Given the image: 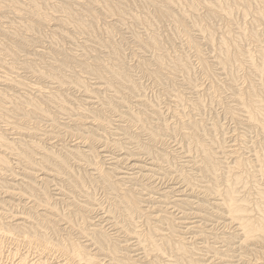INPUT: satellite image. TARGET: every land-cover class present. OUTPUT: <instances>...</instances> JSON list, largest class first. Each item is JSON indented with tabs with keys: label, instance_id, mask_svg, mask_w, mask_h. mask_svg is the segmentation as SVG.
Instances as JSON below:
<instances>
[{
	"label": "rangeland",
	"instance_id": "1",
	"mask_svg": "<svg viewBox=\"0 0 264 264\" xmlns=\"http://www.w3.org/2000/svg\"><path fill=\"white\" fill-rule=\"evenodd\" d=\"M31 1L32 3L35 1L36 5L33 4L36 7L30 4V0H0V92L2 93L0 94V132L10 142H14V148L17 150V152L14 149L5 151L4 148L0 151V155H4L10 162L6 176L0 177V222L13 226L12 229L22 223L24 226L38 223L45 229L50 227L52 223L47 221V216L53 219L56 218L55 214L52 215L46 207L38 208L33 204L35 193L38 194L39 191L48 188L54 198L51 204L56 206L59 213L65 211L67 213L69 209H73L72 206L69 207L74 205L73 202L83 206L88 195L91 199H95L93 203L102 206L92 205L93 210L94 208L96 210L90 213L91 216L88 213L89 218L92 222L94 219L95 224L106 227L105 230L110 229L108 231L110 233L119 231L118 236H114L115 241L128 240L129 245L131 243L134 246L137 243L136 239L122 234L124 231L119 229L121 226H126L129 232L134 228L141 231L146 229L144 224L149 214L148 218L161 216V220L174 216L173 220L175 219L177 224L174 228L180 230L179 232L182 231L180 235L186 238L184 242L186 246L195 248L198 254L195 255L196 259L203 258L205 264H255L257 261L261 262L256 264L263 263L264 249L260 245L252 244L249 247L251 251L246 252L239 249L240 239L238 240L237 237L239 232L235 225H229L227 220L220 217L221 213H224L218 206L221 203L220 198L213 193L218 183L222 187L224 181L220 178L227 175L229 166L234 167L236 157L242 156L250 160L252 165L255 164V151L262 143L261 128L248 122V115L245 114L246 111L239 98L250 96V93L254 99L253 96L250 97L256 99V105L261 100L258 98L263 96L264 99L263 91H260L262 77L252 66L253 61H256L257 65L264 62V59L260 58L261 54L259 55L261 52L264 55V25L259 21L257 23L259 18L255 13L260 8L259 1L208 0L207 3L204 0H201L202 3L194 0H177V3L176 0ZM217 3L218 5L221 3L227 12H214L213 8L217 9L215 7ZM209 4H213L214 7L211 8ZM192 6H195L193 11L192 8L190 9ZM246 7L247 9L250 7L251 11L249 12ZM202 28H206V32ZM224 36L228 37L226 39H229L231 46L234 42H238L234 45L237 49L241 47L238 52L235 46H230V52L239 58L231 54L234 62H229L230 65L225 66L226 68L217 60L218 51L221 52V39H225ZM229 37H233V41ZM191 39L193 41L189 43ZM191 44L193 47L197 45L199 49L195 46L197 47L195 50ZM254 56L256 60L251 62L250 59H255ZM204 61L207 67H210L208 68L210 74H205L207 71L202 64ZM183 70L186 72L184 73ZM101 75L102 79H100ZM85 84L89 87V92L83 89ZM254 88L256 93L258 92L257 95L260 94L259 97L253 93ZM178 92L183 97L181 102L177 97ZM50 98L57 101H52ZM32 101L37 105L40 103L51 118L36 115L31 106ZM58 102L59 104L65 102L71 108L67 111L61 109L62 106ZM26 103L31 105L25 107ZM258 107H262L261 103ZM14 113L18 119L28 118L37 126L34 123L27 125L23 122L16 126L20 127L21 131L14 130L16 128H13V120L10 118ZM7 114L11 115L6 116ZM94 117L100 119L103 125L98 126ZM79 119L84 122L80 123L82 121ZM198 123L201 126H197ZM196 126L200 131H197L198 135L191 131L197 129ZM29 128L32 130L28 131ZM11 133L15 134L11 135ZM37 145L38 147L40 145L39 149ZM205 145L208 149L212 148L214 160L219 162L221 169L222 167L224 169L213 174L202 167L206 155L203 154L200 146L205 148ZM26 148L31 151V155L33 152L31 161L25 156L27 161H24V157L18 156L19 152ZM49 155H53L56 159ZM62 158L68 167L66 169H71L79 178L70 176L69 172L60 166L62 164H59V161ZM95 159L106 171H111L110 168L113 167L120 169L119 171L124 174L113 175L117 182L125 184L129 190L136 189L133 190L134 196L140 199L145 216H140L141 214H139L141 218L136 216L135 224L125 222L122 215L116 214L119 228L114 227L113 221L116 220L111 219L107 211L112 208L111 204L114 200H111L118 192L112 187L109 191L104 189L103 185L106 186L107 182L103 181L104 184H101L103 179L99 178L98 171L92 166L93 162H96ZM118 177H125L126 181ZM215 177L216 179L219 177L218 183ZM78 179L79 182L81 179L84 183L83 187L86 185L80 193H78L80 186L76 183ZM254 182L252 177L249 179L247 189L238 186L241 197L248 198L251 192L249 198L251 202L256 197ZM126 190L124 192L129 193V190ZM116 199L118 201V198ZM36 212H39L38 215ZM40 214L44 215L41 216L43 219L39 217ZM16 215L24 216L25 220L21 218L16 220ZM29 216L32 218L26 220ZM99 219L101 220L98 223ZM107 220L110 221L106 222ZM122 221H124L123 225ZM150 221L161 225L159 230L162 234H168L167 221H164V224L155 219ZM110 222L113 223L114 229ZM195 225L198 228H195ZM64 226V223H60L58 228L64 229L66 227ZM69 229L67 228V233H63L62 237L73 238L83 245L89 244L90 241L86 243L85 240L90 239H82L78 236L76 228ZM49 230L48 237L55 240L57 236L51 232L52 229ZM56 242L55 240L54 243ZM95 248L91 247L92 253H97L93 251ZM0 249L5 255L4 261L10 260L15 257L14 255L20 257L21 254H27L29 251L27 244L2 235H0ZM30 253L33 255V252ZM51 254L54 255L55 261L49 255L46 257L52 262H58L57 258L60 259L59 262L63 261L64 257L62 255L60 257V253ZM240 255L244 256L240 258ZM99 257L100 260L104 258L108 261L105 256ZM162 259L160 262L169 264L167 261L169 259L164 257ZM148 262L146 261L145 264H149Z\"/></svg>",
	"mask_w": 264,
	"mask_h": 264
},
{
	"label": "bare ground",
	"instance_id": "2",
	"mask_svg": "<svg viewBox=\"0 0 264 264\" xmlns=\"http://www.w3.org/2000/svg\"><path fill=\"white\" fill-rule=\"evenodd\" d=\"M9 1V0H8ZM11 1V0H10ZM73 1V0H72ZM85 1V0H84ZM180 1V0H179ZM184 1V0H183ZM195 2L197 1H200L201 0H194ZM208 0H204V2L207 3ZM236 1V0H235ZM241 1V0H239ZM251 1V0H250ZM259 3L261 4L260 5V8L257 9L255 11V13L257 14L256 16H258V20H257V23L259 21V23L263 24L264 25V0H258ZM257 1V2H258ZM30 4H33L35 3V1L32 3V1L30 0ZM46 2V1H45ZM69 2V1H68ZM177 3V0L175 1ZM194 2V3H195ZM244 2V1H243ZM246 2V0H245ZM6 3V2H5ZM25 3V2H24ZM193 3V2H192ZM211 3V2H210ZM219 3V2H218ZM218 3L216 4V8L217 9H214L213 8V11H217L218 13L219 12H227L226 11V8L220 3V5H218ZM242 3V2H241ZM8 4V3H7ZM13 5V4H12ZM36 5V3H35ZM33 4V6H35ZM210 7L213 5L209 4ZM4 7V6H3ZM36 7V6H35ZM198 7V6H197ZM214 7V6H212ZM211 7V8H212ZM37 8H38V5H37ZM36 8V10H37ZM192 8V11L193 9L195 8V6H192L190 7V9ZM250 8V7H249ZM249 8L246 9L250 12L251 10H249ZM1 9V8H0ZM3 9V8H2ZM39 9V8H38ZM208 9V8H207ZM210 9V8H209ZM10 10V9H9ZM35 10V11H36ZM229 10V9H228ZM246 10V11H247ZM5 11V10H4ZM17 11V10H16ZM34 11V10H33ZM51 11V10H50ZM3 12V11H2ZM7 12V11H6ZM38 12V11H37ZM229 12V11H228ZM10 13V12H9ZM34 14V13H33ZM212 14V13H211ZM216 14V13H215ZM232 14V13H231ZM37 15V14H36ZM24 16V15H23ZM26 16V14H25ZM24 16V17H25ZM185 16V15H184ZM71 18V17H70ZM190 18V17H189ZM29 19V18H28ZM2 21V20H1ZM32 21V20H31ZM36 22V21H35ZM9 23V22H8ZM13 23V22H12ZM50 23V22H49ZM202 23V22H201ZM251 23V22H250ZM256 23V24H257ZM11 25V24H10ZM9 25V26H10ZM202 25V24H201ZM233 25V24H232ZM239 25V24H238ZM16 27V26H15ZM36 27V26H35ZM194 27V26H193ZM203 27V26H202ZM249 27V26H248ZM185 28V26H184ZM220 28V27H219ZM230 28V27H229ZM187 29V28H186ZM206 28H202V30L205 31ZM253 29V28H252ZM14 30V29H13ZM57 30V29H56ZM188 31V30H187ZM200 31V30H199ZM33 32V31H32ZM58 32V30H57ZM202 32V31H201ZM217 32V31H216ZM232 32V31H231ZM249 32V31H248ZM224 33V32H223ZM228 33V32H226ZM237 33V32H236ZM243 33V32H242ZM185 34H189V33H185ZM231 34V33H230ZM229 34V35H230ZM245 34V33H244ZM256 34V33H255ZM112 35V34H111ZM227 35V34H226ZM233 35V34H232ZM26 36V35H25ZM190 36V35H189ZM188 36V38H189ZM245 36V35H244ZM191 37V36H190ZM225 39H221L222 42H221V52L218 51V57H217V60L219 61L220 64H222V66H227L229 62H234L233 59L231 57V52H230V48L232 46H235L234 44H238L237 43H233V45L231 46V44L229 43V39L227 40L226 36H224ZM255 37V36H254ZM230 38V37H229ZM212 39V38H211ZM232 39L233 41V37L230 38ZM236 39V38H235ZM154 40V39H153ZM217 40V39H216ZM245 40V39H244ZM192 39L190 40L189 43H192ZM214 41V40H213ZM231 41V40H230ZM240 41V40H239ZM243 41V40H242ZM21 42V41H20ZM156 42V41H155ZM241 42V41H240ZM194 43V42H193ZM150 44V43H149ZM197 44V43H196ZM246 44V43H245ZM152 45V44H151ZM192 45V44H191ZM197 45H193L191 46L192 48H195V50L197 49V47H195ZM231 46V47H230ZM239 46V45H237ZM234 48V47H233ZM244 48V47H243ZM199 49V47H198ZM235 49L236 46H235ZM241 49V47L239 48ZM239 49H237L236 51H238ZM248 49V48H247ZM233 50V49H232ZM231 50V51H232ZM243 51V49H242ZM260 51V50H259ZM196 52V51H195ZM234 52V51H232ZM240 52V51H238ZM238 52H235V53H238ZM244 52V51H243ZM251 52V51H250ZM199 53V52H198ZM201 54V53H200ZM239 54V53H238ZM242 54V53H241ZM240 54V55H241ZM255 54V53H254ZM261 54V59H264V57L262 58V55L263 53H259V55ZM235 54H232V56ZM243 55V54H242ZM250 55V53L248 54ZM83 56V55H82ZM183 56V55H182ZM200 56V55H199ZM253 56V54H252ZM251 56V57H252ZM264 56V55H263ZM239 58V56H237ZM250 57V56H249ZM248 57V58H249ZM242 58V57H241ZM255 58V56H254ZM258 58V56H257ZM245 59V57H244ZM23 60V59H22ZM32 60V59H31ZM52 60V59H51ZM184 60V59H183ZM236 60V59H235ZM239 60V59H238ZM251 62L253 60H256L255 59H250ZM260 60V59H259ZM240 61V60H239ZM243 61V60H242ZM202 62V61H201ZM208 62V61H207ZM236 62V61H235ZM238 62V61H237ZM241 62V61H240ZM50 63V62H49ZM190 63V62H189ZM206 61H204V66H205V71H207V73L205 74H210V72L208 73L210 67H207L208 65L205 64ZM17 64V63H16ZM179 64V62H177V65ZM186 64V63H185ZM217 64V63H216ZM182 64H180L181 66ZM230 65V64H229ZM228 65V66H229ZM232 65V64H231ZM3 66V65H2ZM90 66V65H89ZM100 66V65H99ZM183 66H184V62H183ZM188 66V65H186ZM210 66V65H209ZM221 66V67H222ZM252 66L254 67V70L262 77L261 79V86H262V90L260 89V91L262 92L263 91V94H264V62H260L259 65H257L256 61H253V64ZM93 67V66H92ZM96 67V66H95ZM182 67V66H181ZM185 67V66H184ZM182 67V68H184ZM191 67V66H190ZM222 67L223 70H225V68ZM235 67V66H234ZM12 68V67H11ZM58 68V67H57ZM61 68V67H60ZM189 68V66H188ZM188 68L186 70H188ZM10 69V68H9ZM101 69V68H100ZM104 69V68H103ZM203 69V70H204ZM37 70V69H36ZM190 70V69H189ZM228 70V69H227ZM29 71V70H28ZM31 71V70H30ZM51 71V70H50ZM49 71V72H50ZM53 71V70H52ZM60 71V70H59ZM99 71V70H98ZM116 71V70H115ZM120 71V70H119ZM129 71V70H128ZM184 71V70H183ZM211 71V70H210ZM222 71V70H221ZM118 72V71H117ZM116 72V73H117ZM170 72V71H169ZM182 72V71H181ZM186 71H184L185 73ZM225 72V71H224ZM230 72V71H229ZM11 73V72H10ZM14 73V72H13ZM17 73V72H16ZM40 73V72H39ZM103 73V72H102ZM112 73V72H111ZM190 73V72H188ZM203 73V74H204ZM94 74V73H93ZM120 74V73H119ZM214 74V73H213ZM42 75V74H41ZM40 75V76H41ZM97 75V74H96ZM104 75V74H102ZM102 75H101V78L102 79ZM39 76V75H38ZM100 76V75H99ZM105 76V75H104ZM103 76V77H104ZM116 76V75H115ZM206 77V75H204ZM172 77V76H171ZM212 77V76H210ZM63 78V77H62ZM117 78V77H116ZM188 78V77H187ZM128 79V78H127ZM126 79V80H127ZM215 79V78H214ZM1 80V79H0ZM111 80V79H110ZM125 80V79H124ZM2 81H5V80H2ZM13 81V80H12ZM123 81V80H122ZM48 82V81H47ZM190 82V81H189ZM120 83V82H119ZM216 83V82H215ZM6 84V83H5ZM11 84V82H10ZM39 84V83H38ZM64 84V83H63ZM14 85V84H13ZM58 85V84H57ZM61 85V84H60ZM80 85V84H79ZM112 86V85H111ZM15 87L16 84H15ZM65 87V86H64ZM63 87V88H64ZM133 87V86H132ZM135 87V86H134ZM133 87V88H134ZM253 87V86H252ZM251 87V88H252ZM34 88V87H33ZM45 88V87H44ZM118 88V87H117ZM38 89V88H37ZM83 89H86L87 92L90 91L89 87L85 84V86L83 87ZM101 89V88H99ZM109 89V88H108ZM119 89V88H118ZM49 90V89H48ZM98 90V89H97ZM121 90V89H120ZM135 90V89H134ZM259 90V89H258ZM257 90V91H258ZM54 91V90H53ZM82 91V90H81ZM180 91V90H179ZM253 93H256V89L254 88L253 90ZM249 92H250V89H249ZM249 92H246V93H249ZM173 93V92H172ZM0 94H2L0 92ZM91 94V93H90ZM179 94V92H178ZM258 94V92L255 94V96ZM262 94V95H263ZM64 95V94H63ZM250 96H253L252 94L249 93ZM260 95V94H259ZM259 95H257L259 97ZM261 95V96H262ZM41 96V95H39ZM44 96V95H43ZM242 96V94H241ZM244 96V95H243ZM248 96V95H247ZM245 95V97H239L240 98V102H242L243 104V109H245L246 113L248 115V122L250 124H256L257 126H259L261 128V132H262V143H260L258 146H257V151H255V156H256V160H255V164L252 165L251 164V161L248 160L247 158H243L242 156H238L236 157V161L234 162V167H228L227 169V172H226V176L223 177V178H220L221 180L223 179V185L221 187V185H219L218 183V178L216 179V182L218 183L215 187H214V194L217 195L219 198H220V204L218 206H220L219 208H222L223 210V214L221 213L220 217H222L224 220H227L229 222V225H235L236 226V229L237 231L239 232L237 234V237H238V240L240 239L239 243H240V247L239 249L243 250V251H251L249 249V247L253 244L254 246H258L260 245L261 248L264 249V99L261 97V98H258L260 101L258 102L259 106H260V103L262 105L261 108L258 107L257 102L254 99V96L251 98L250 96L247 97ZM256 96V97H257ZM96 97V96H95ZM179 101H183V97L181 95V93L179 95H177ZM255 97V98H256ZM38 98V97H37ZM40 98V97H39ZM2 99V98H1ZM65 99V98H64ZM22 100V99H21ZM20 100V101H21ZM50 100L52 101H55L53 98H50ZM4 101V100H3ZM12 101V100H11ZM27 101V100H26ZM51 101V102H52ZM57 101V100H56ZM140 101V100H139ZM10 102V101H9ZM37 102V101H36ZM185 102V101H184ZM15 103V102H14ZM18 103V102H17ZM98 103V102H97ZM16 104V103H15ZM32 104V105H31ZM31 104H27L25 105V107L31 105L33 106V112L36 114V115H39V116H44V117H47V119L49 118L48 117V114H46V110H44V108L42 106H40V103L39 105L33 103ZM45 104V103H44ZM59 104V102H58ZM61 104V105H60ZM60 106H62L61 109H64V110H69L68 108H71L69 107V105H67L65 102L62 103L60 102ZM180 104V103H179ZM10 105V104H9ZM149 106V104H147ZM257 107H256V106ZM56 106V105H55ZM6 107V106H5ZM23 107H24V104H23ZM24 107V109H25ZM47 107V106H46ZM154 107V106H153ZM242 107V106H241ZM8 108V107H7ZM30 108V107H29ZM27 108V109H29ZM32 108V107H31ZM137 108V107H136ZM152 108V107H151ZM159 108V107H158ZM22 109V110H24ZM26 109V110H27ZM60 109V110H61ZM109 109V108H108ZM156 109V108H155ZM12 110V108H11ZM31 110V109H30ZM59 110V111H60ZM2 111V110H1ZM15 112V111H14ZM81 112V111H80ZM11 113V112H9ZM49 113V112H48ZM79 113V112H78ZM154 113V112H153ZM15 114V113H14ZM13 114V116H14ZM70 114V113H69ZM68 114V115H69ZM81 114V113H79ZM118 114V113H117ZM8 115H11V114H7L6 116ZM83 115V114H82ZM148 115V114H147ZM12 115L10 116V118L13 120L12 121V124L14 125L13 128H16L14 130H19L21 131V128L19 129L17 124H20V123H23V124H30L32 125L34 122H32L30 119L28 118H21V119H18V117L15 116L13 117ZM81 116V115H80ZM149 116V115H148ZM78 117V116H77ZM150 117V116H149ZM7 118V117H6ZM35 118V117H33ZM51 118V117H50ZM49 118V119H50ZM73 118V117H72ZM83 118V117H81ZM93 118V117H91ZM94 121H97L98 122V126H102L103 125V122L100 120V119H96V117H94ZM122 118V117H121ZM136 118V117H135ZM199 118V117H198ZM9 119V121L11 120ZM70 119V118H69ZM137 119V118H136ZM1 120V119H0ZM4 120L7 121V119H5L4 117ZM53 120V119H52ZM76 120V119H74ZM81 120V119H79ZM86 120V119H85ZM54 121V120H53ZM58 121V120H57ZM73 121V120H72ZM78 121V119L76 120ZM82 122L80 123H83L84 121L81 120ZM101 121V122H100ZM36 122V121H35ZM41 122V121H40ZM96 122V123H97ZM163 122V121H162ZM195 122V121H194ZM8 123V122H7ZM90 123V122H89ZM92 123V122H91ZM95 123V124H96ZM42 124V123H41ZM46 124V123H45ZM50 124V123H49ZM145 124V123H144ZM199 124V123H198ZM35 125V123H34ZM51 125V124H50ZM53 125V124H52ZM155 125V124H154ZM255 125V126H256ZM9 126V125H8ZM11 126V125H10ZM37 126V125H35ZM68 126V125H67ZM187 126V125H186ZM197 126H201V124L197 125ZM196 126V128H197ZM23 127V126H22ZM28 127V126H27ZM56 127V126H55ZM160 127V126H159ZM193 127L195 128V126L193 125ZM203 127V126H202ZM11 128V127H10ZM26 128V127H25ZM23 128V129H25ZM88 128V127H87ZM190 128V127H189ZM214 128V127H213ZM259 128V129H260ZM35 129V128H34ZM84 129V128H83ZM91 129V128H90ZM151 129V128H150ZM164 129V128H163ZM173 129V128H172ZM193 129V128H192ZM212 129V128H211ZM9 130V129H8ZM12 130V129H11ZM13 130V131H14ZM28 130V129H27ZM32 130V128H31ZM30 128L28 131H31ZM142 130V129H141ZM200 130L201 127H200ZM205 130V129H204ZM218 130V129H217ZM26 131V130H24ZM27 131V132H28ZM52 131V130H51ZM57 131V129H56ZM189 131V130H188ZM192 132L194 131V134L195 135H198V132L199 131V127L197 129H193L191 130ZM198 131V132H197ZM216 131V130H215ZM18 132V131H17ZM16 132V133H17ZM33 132V131H32ZM32 132H30L32 134ZM35 134H36V131H34ZM54 132V131H53ZM217 132V131H216ZM26 133V132H25ZM63 133V132H62ZM77 133V132H76ZM147 133V132H146ZM12 134H15V133H11ZM100 134V133H99ZM209 134V133H208ZM8 135V134H7ZM29 136V133L27 134ZM45 135V133H44ZM43 135V136H44ZM49 135V134H48ZM81 135V134H80ZM31 136V135H30ZM47 135H45L46 137ZM52 136V135H51ZM105 136V135H104ZM84 137V136H83ZM89 137V136H88ZM192 137V136H191ZM195 137V136H194ZM37 138V137H35ZM104 138V137H103ZM200 138V137H199ZM38 139V138H37ZM81 141H82V138H80ZM91 139V138H89ZM157 139V138H156ZM43 140V139H42ZM103 140V139H102ZM225 140V139H224ZM220 141V140H219ZM24 142V141H23ZM102 142V141H101ZM36 143V142H35ZM87 143V142H86ZM132 143V142H131ZM34 144V143H33ZM23 145V144H22ZM15 144L14 142H10L9 139L7 137H5L4 135L1 134L0 132V151L1 150H4V148L6 149L5 151L7 150H13L17 152V150H15L14 148ZM29 146H32V145H29ZM90 146V145H89ZM109 146V145H108ZM136 146V145H135ZM25 147V146H24ZM27 147V146H26ZM40 147V145H39ZM38 145H37V149H39ZM166 147V146H165ZM222 147V145H221ZM21 148V147H20ZM33 148V147H32ZM36 148V146H35ZM116 148V147H115ZM127 148V147H126ZM203 154L206 155V158L205 159V163L203 162L202 165L204 164V166H202L204 169H207V171L209 172H213L214 173H217L218 171L224 169L222 167H220V164L219 162L215 161V157L213 156L212 154V148L211 149H208V147H206L205 145V148L203 146H200ZM210 148V147H209ZM118 149V148H117ZM148 149V148H147ZM162 149V148H161ZM222 149V148H221ZM19 150V149H18ZM35 150V149H34ZM118 151V150H117ZM148 151V150H147ZM22 152V153H21ZM21 152H19L18 156L19 157H26L28 158V160H33L32 158V155H33V152H32V155H31V151H29L27 148L25 150H22ZM42 152V151H41ZM71 152V151H70ZM79 153V151H77ZM157 152V151H156ZM44 153V152H43ZM211 153V154H210ZM3 154V153H2ZM53 154V153H51ZM50 154V155H51ZM126 154V153H125ZM149 154V153H148ZM15 155V154H14ZM49 157H53V154L52 156ZM99 155V154H98ZM162 155V154H160ZM212 155V157H211ZM215 155V154H214ZM48 156V155H47ZM76 156V155H75ZM144 156V155H143ZM24 157V158H25ZM48 157V158H49ZM57 157V156H56ZM80 157V156H79ZM102 157V156H101ZM108 157V156H107ZM214 157V158H213ZM25 158L24 161H27ZM36 158V157H35ZM47 157H45L46 159ZM89 158V157H88ZM94 158V157H93ZM95 158H97V156L95 155ZM113 158V157H112ZM134 158V157H133ZM140 158V157H139ZM19 159H22V158H19ZM51 159V158H50ZM56 159V158H54ZM58 159V158H57ZM90 159V158H89ZM114 159V158H113ZM112 159V160H113ZM124 159V158H123ZM144 159V158H143ZM22 160V162H23ZM48 161V159H46ZM64 159L62 158V160L60 159L59 161V164H62L60 165L62 168H64L65 170L68 169L67 165H66V162L63 161ZM96 160V159H95ZM129 160V159H128ZM203 160V159H202ZM9 160L6 159V157L4 155H0V177H3V176H6V172L7 170L10 168V162H8ZM29 161V163H30ZM56 161V160H55ZM116 161V160H114ZM113 161V162H114ZM119 162V160H117ZM122 161V160H121ZM147 161V160H146ZM168 161V159H167ZM204 161V160H203ZM42 164H43V161H41ZM45 162V160H44ZM128 162V161H126ZM172 162V161H171ZM46 163V162H45ZM94 166L93 168H95L97 171H98V174L100 175L99 178H102L103 180L101 181V184H104V182H107V185H103L104 186V189L106 190H111L112 188L114 190H116L118 192L117 196L115 198H112L111 201L114 200V202H112V208L107 211L110 218L111 219H115V221H113L114 223V227L116 228H119V223H117V216L120 214L124 217V221L130 223L131 225L135 224V217L136 216H139V214H141L140 216H145V211L144 209L141 208V203L139 202V198L137 199L135 196H134V192H133V188H131L130 190L128 189L129 187H126L125 184H121L119 182H117L116 178L113 176L114 174L118 173L119 175L120 174H124L123 172L119 171L117 168L113 167V168H110L111 171H106L104 166L102 165H99V162H93ZM117 163V162H116ZM173 163V162H172ZM193 163V162H192ZM224 163V161H223ZM228 163V162H227ZM25 164V163H23ZM34 164V162H33ZM39 164V163H38ZM102 164V162L100 163ZM154 164V163H153ZM198 164V163H197ZM45 165V164H44ZM84 165V164H83ZM225 165V164H224ZM24 166V165H23ZM31 166V165H30ZM49 166V165H48ZM135 166V165H134ZM173 166V165H172ZM198 166V165H197ZM34 167V166H33ZM38 167V166H37ZM141 167V166H140ZM184 167V166H183ZM196 167V165H195ZM16 168V167H15ZM30 168V167H29ZM32 168V167H31ZM67 168V169H66ZM150 168V167H149ZM202 168V169H203ZM35 169V168H34ZM44 169V168H43ZM146 169V168H144ZM176 169V168H175ZM199 169V168H198ZM11 171V170H10ZM69 173V175L74 178H79V176H77L76 174H74V172L70 170H67ZM66 171V172H67ZM152 171V170H151ZM206 171V170H205ZM237 171V172H236ZM44 172V171H43ZM222 172V171H221ZM27 174V173H26ZM79 174V173H78ZM86 174V173H85ZM253 174V175H252ZM11 175V173H10ZM83 175V174H82ZM131 175V174H130ZM160 175V174H159ZM31 176V175H30ZM139 176V175H138ZM210 176H213V175H210ZM215 176V175H214ZM147 177V176H146ZM252 177L254 178L255 182H254V186L255 187L254 189H256V197L252 200V202L249 200L250 198V194H251V190H249L250 194L248 198H244V197H241V191H239V187L238 186H242V188H246L247 189V186L249 185V179H252ZM81 178V177H80ZM119 178V177H118ZM117 178V179H118ZM125 178V177H124ZM124 178H119L120 180L121 179H124ZM35 179V178H34ZM73 179V178H72ZM83 179V178H81ZM80 179V182H79V179L78 181H76V183L80 186H78L80 188V191L78 190V193L81 192V190L85 189L86 185L83 187L84 183L82 182V180ZM86 179V178H85ZM126 179V178H125ZM124 179V180H125ZM188 179V178H187ZM98 180V179H97ZM123 180V182H124ZM131 180V179H130ZM164 180V179H163ZM179 180V179H178ZM126 181V180H125ZM129 181V180H128ZM159 181V180H158ZM26 182V181H25ZM133 183V182H132ZM207 183V182H206ZM185 184V183H184ZM29 185V184H28ZM33 184H31L32 186ZM72 185V183H71ZM208 185V184H207ZM4 186V185H3ZM82 186V187H81ZM193 186V185H192ZM32 187H35L34 185ZM73 187V186H72ZM77 187V186H76ZM112 187V188H111ZM148 187V186H147ZM174 187V186H173ZM199 187V186H198ZM204 187V186H203ZM211 187V186H210ZM27 188V187H26ZM36 188V187H35ZM35 188L33 190H35ZM110 188V189H109ZM129 190V193L127 192H124V190L126 189ZM192 188V187H191ZM213 188V187H212ZM212 188H209L210 190ZM38 189V188H37ZM103 189V190H104ZM250 189V188H249ZM252 189V191L254 190ZM60 190V189H58ZM105 190V191H106ZM126 190V191H128ZM136 190V189H135ZM134 190V191H135ZM208 190V191H210ZM212 190V191H213ZM37 191V190H36ZM39 191V190H38ZM61 191V190H60ZM173 191V190H172ZM254 191V192H255ZM112 192V191H111ZM182 192V191H181ZM211 192V191H210ZM245 192V191H244ZM58 193V192H57ZM89 193V192H88ZM243 193V192H242ZM248 193V191H247ZM36 195L34 196V200H33V204H34V207H38L40 208L42 206V208L46 207L48 211H50V213L53 215L55 214L56 218H51V217H48L47 216V221L51 224H54L53 226L50 225V227H48L47 229H45L44 226H41L40 224H38L36 221L37 224L34 223L33 226H24L22 224H19V225H16L15 228L12 229L13 226H10L9 224H4V222H0V235L2 236H9L10 238L12 237L13 239H16L17 242L21 241L25 244H27V247H28V250L30 252H33V255L28 251L27 254H21L20 257H17L16 255H14L15 257L11 258L10 260H7L5 259L4 261V257L5 255H3L2 253V250L0 249V264H145L146 261H149L148 263L149 264H163L162 262H160V259L161 261L163 260L162 258H167L169 260H167L169 262V264H205L203 262V258L202 259H196V256L195 255H198L196 252H195V248H189L186 246V244L184 243L186 241V238L182 237L180 235V233L182 234V231L179 232L180 230H177L174 228V226H177L176 224V221L175 219L173 220V217L170 218L169 217H165L166 219L164 220H161V216H157V217H152V218H148V216L150 215H147V221L145 222L144 226L146 227L145 230H141L139 231V229L137 230V228L132 231H128L127 230V227L126 226H121L119 229L122 230V234H125L128 236V238L130 237H133L136 239L135 242H137L134 246L130 243L129 245V242L128 240L126 241H123V242H118V241H115V237L118 232L116 231V233H110L108 232L110 229H106V227H102L100 224H95L94 223V219H93V222L91 220V218H89V215L88 213L90 214L91 212L95 211L96 209L92 208V205H96V206H102L101 204H94L93 202H95L93 199H91V197H86V201L85 203L86 204H82L83 206H81V204H77L76 202H73L74 205H70L69 207L71 208V206L73 207V209H69L66 213L63 212V213H59V211L57 210L56 206H53L51 203H53V197L51 196L50 194V190H48V188H46L45 190H43L42 192L39 191V193H35ZM60 194V193H59ZM76 194V193H75ZM111 194V193H110ZM164 194V193H163ZM254 194V193H252ZM6 195H7V191H6ZM14 195V194H13ZM18 195V194H17ZM107 195V194H106ZM166 195V193H165ZM75 196V195H74ZM81 196V195H80ZM164 196V195H163ZM251 196H254V195H251ZM167 197V196H166ZM165 197V198H166ZM118 198V201H116ZM253 198V197H252ZM58 199V198H57ZM150 199V198H149ZM218 199V198H217ZM59 200V199H58ZM108 200V199H107ZM142 200V199H141ZM162 200V199H160ZM186 200V199H185ZM74 201V200H73ZM110 201V200H109ZM110 201V202H111ZM159 201V200H158ZM170 201V200H168ZM176 201V200H175ZM66 202V201H65ZM97 202V201H96ZM116 202V203H115ZM163 202V201H162ZM251 202V203H250ZM55 203V201H54ZM93 203V204H92ZM147 203V202H146ZM171 203V202H170ZM187 203V202H186ZM60 204V203H59ZM68 204V203H67ZM51 205L53 207H51ZM217 205V204H216ZM24 206V205H23ZM68 207V208H69ZM110 207V206H109ZM173 207V206H172ZM67 208V209H68ZM107 208V207H106ZM151 208V207H150ZM158 208H161V207H158ZM157 208V209H158ZM205 208V207H204ZM103 209V207H102ZM101 209V211H103ZM44 210V209H43ZM149 210V209H148ZM98 212V211H97ZM166 212V211H165ZM171 212V211H170ZM169 212V213H170ZM185 212V211H184ZM7 213V212H6ZM4 214V216H6L7 214ZM35 213V212H34ZM37 215L39 212H36ZM3 214V213H2ZM92 214V213H91ZM90 214V216H91ZM105 214V212H104ZM116 214H118L116 216ZM185 214V213H184ZM183 214V215H184ZM159 215V213H158ZM187 215V214H186ZM17 216V215H16ZM44 215L40 214L39 217H41ZM54 216V217H55ZM108 216V215H107ZM139 216V217H140ZM185 216V215H184ZM15 217V216H13ZM24 217V216H23ZM21 216H17V218H15L16 220L21 218V219H24ZM38 217V216H37ZM36 217V218H37ZM46 217V216H45ZM98 217V216H97ZM96 217V218H97ZM106 217V216H105ZM122 217V218H123ZM179 217V216H178ZM32 217L29 216L28 219L26 218V220H29L31 219ZM34 218V217H33ZM42 218V217H41ZM51 218V219H49ZM95 218V217H94ZM95 218V219H96ZM103 218V217H101ZM141 218V217H140ZM14 219V220H15ZM35 219V218H34ZM43 219V218H42ZM120 219V218H119ZM151 219H155V220H158V221H161L162 224H164L165 222L164 221H167L168 223L166 224L168 227V234H162L161 233V225H157L156 223H152L150 220ZM190 219V218H189ZM101 219L98 220V223ZM13 221V220H12ZM110 220H107L106 222H108ZM122 221V225H123V222ZM25 222V221H23ZM28 222V221H27ZM47 222V223H48ZM17 223V222H16ZM32 223V221H31ZM48 223V224H49ZM60 223H64V226L65 228L63 229H60L58 228V226H60ZM112 223V224H113ZM199 223V222H198ZM46 224V223H45ZM111 224V222H110ZM111 224V225H112ZM191 224V223H190ZM63 225V224H62ZM46 226V225H45ZM49 226V225H47ZM93 226V228H92ZM196 226V225H195ZM194 226V227H195ZM204 226V225H203ZM224 226V225H223ZM91 227V228H90ZM113 227V225L111 226ZM114 227L112 229H114ZM136 227V226H135ZM202 227V226H199V228ZM222 227V226H221ZM67 228H70L71 230H75V228L77 230L78 233V236H80L82 239L83 238H86V239H90V240H85L86 243L89 242V244H85L83 245L82 242H78V241H75L73 240V238H65V237H62ZM86 228V230H85ZM125 228V229H124ZM195 228H198L197 226ZM203 228V227H202ZM43 229H45L43 231ZM51 230V232H53L59 239H57V237H55L56 239V243H54V239H52L51 237H48V230ZM69 229V230H70ZM163 229H165L163 227ZM188 229V228H186ZM193 229V228H192ZM49 230V231H50ZM190 230V229H189ZM188 230V231H189ZM114 231V230H113ZM160 231V233H159ZM191 232V231H190ZM64 233V234H63ZM67 233V232H66ZM120 233V232H119ZM185 233V232H184ZM188 233V232H187ZM201 233V232H199ZM198 233V234H199ZM121 234V236L123 237V235ZM186 234V233H185ZM196 234V233H195ZM218 234V233H217ZM53 235V234H52ZM53 235V236H55ZM120 235V234H119ZM201 235V234H199ZM118 236V235H117ZM116 236V237H117ZM121 236H119L121 238ZM125 236V237H127ZM70 237V236H68ZM197 237V235H196ZM201 238V237H200ZM199 238V239H200ZM134 239V240H135ZM130 240V239H129ZM189 240V239H188ZM232 240V239H231ZM3 241V240H2ZM92 242V243H91ZM222 242V241H221ZM235 242V241H234ZM188 243V241H187ZM191 243V242H190ZM189 243V244H190ZM220 243V242H219ZM192 244V243H191ZM200 244V243H199ZM203 245V244H202ZM18 246V245H17ZM3 247V246H2ZM91 247H96L93 251H96L97 253H92L91 251ZM131 247H135V248H131ZM198 247V246H197ZM205 247V246H204ZM223 247V246H222ZM232 247V246H231ZM253 247V246H252ZM215 248V247H214ZM257 248V247H256ZM3 249V248H2ZM18 249V248H16ZM15 249V251H16ZM27 249V248H26ZM252 249V248H251ZM233 250V249H232ZM253 250V249H252ZM46 251H49L48 253ZM54 251V252H53ZM139 251H142V253H136V252H139ZM255 251V250H254ZM18 252V251H17ZM25 252V251H24ZM46 256H51L52 258L51 259H54L52 254L51 253H57L59 254L60 253V257L62 255L63 258V261L61 260L59 262V258L58 259V262H52L51 259L49 257H42V255H44L45 253ZM130 252V253H129ZM221 252V251H220ZM239 253V252H238ZM248 253V252H247ZM250 253V252H249ZM258 253H261L260 251H258ZM8 254V253H7ZM14 254V252H13ZM11 254V255H13ZM16 254V253H15ZM30 254L32 256H30ZM94 254V255H93ZM243 253H241L242 255ZM23 255V256H22ZM191 255V256H189ZM214 255V254H213ZM240 255V258H242L244 255H246V253H244L243 256ZM259 255V254H258ZM262 255V254H260ZM259 255V256H260ZM10 256V255H9ZM19 256V255H18ZM98 256H105V258H108V261H105L104 258L102 260H100V257L98 258ZM3 257V258H2ZM57 257V255H56ZM59 257V256H58ZM262 257V256H261ZM32 258V260H31ZM151 258V259H149ZM219 258V257H218ZM231 258V257H230ZM62 259V258H61ZM149 259V260H148ZM220 259V258H219ZM224 259V258H222ZM243 259H246V258H243ZM257 259V258H256ZM259 259V258H258ZM257 259V260H258ZM264 259V258H263ZM262 260V258H261ZM55 261V259H54ZM66 261V262H65ZM165 261V260H164ZM202 261V262H201ZM238 261V260H237ZM254 261V260H253ZM218 262V261H217ZM232 262V261H231ZM256 262V260H255ZM258 262V261H257ZM256 262V263H257ZM261 262V261H259ZM258 262V263H259ZM255 263V264H256ZM264 263V261H263ZM261 263V264H263ZM165 264V263H164Z\"/></svg>",
	"mask_w": 264,
	"mask_h": 264
}]
</instances>
